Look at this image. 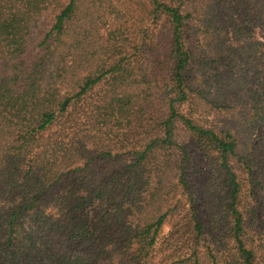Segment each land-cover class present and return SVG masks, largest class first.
I'll list each match as a JSON object with an SVG mask.
<instances>
[{
	"label": "trees",
	"instance_id": "obj_1",
	"mask_svg": "<svg viewBox=\"0 0 264 264\" xmlns=\"http://www.w3.org/2000/svg\"><path fill=\"white\" fill-rule=\"evenodd\" d=\"M0 264H264V0H0Z\"/></svg>",
	"mask_w": 264,
	"mask_h": 264
},
{
	"label": "rangeland",
	"instance_id": "obj_2",
	"mask_svg": "<svg viewBox=\"0 0 264 264\" xmlns=\"http://www.w3.org/2000/svg\"><path fill=\"white\" fill-rule=\"evenodd\" d=\"M168 228H169V225H168V224L165 225L164 228H163V230H162V233H163V234H166L167 231H168Z\"/></svg>",
	"mask_w": 264,
	"mask_h": 264
}]
</instances>
